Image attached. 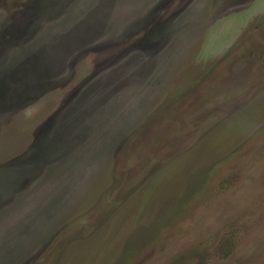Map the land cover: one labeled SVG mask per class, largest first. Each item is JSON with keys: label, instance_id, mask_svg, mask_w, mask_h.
<instances>
[{"label": "rangeland", "instance_id": "1", "mask_svg": "<svg viewBox=\"0 0 264 264\" xmlns=\"http://www.w3.org/2000/svg\"><path fill=\"white\" fill-rule=\"evenodd\" d=\"M0 264H264V0H0Z\"/></svg>", "mask_w": 264, "mask_h": 264}]
</instances>
